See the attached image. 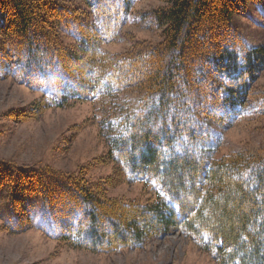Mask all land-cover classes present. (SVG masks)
Listing matches in <instances>:
<instances>
[{
  "label": "trees",
  "instance_id": "16d2710c",
  "mask_svg": "<svg viewBox=\"0 0 264 264\" xmlns=\"http://www.w3.org/2000/svg\"><path fill=\"white\" fill-rule=\"evenodd\" d=\"M155 1L150 22L162 42L113 53L101 46L126 24L133 0H90L79 15L57 0H0V79L40 92L29 114L90 103L105 157L155 195L113 197L84 168L0 159V233L39 229L101 253L178 230L218 264H264V157L212 159L214 123L264 112L248 100L264 44L242 50L214 31L194 35L196 24L227 25L257 0ZM92 15L82 30L79 19ZM203 55L209 61L198 71Z\"/></svg>",
  "mask_w": 264,
  "mask_h": 264
},
{
  "label": "rangeland",
  "instance_id": "374dc122",
  "mask_svg": "<svg viewBox=\"0 0 264 264\" xmlns=\"http://www.w3.org/2000/svg\"><path fill=\"white\" fill-rule=\"evenodd\" d=\"M57 1L79 15L88 11L90 0ZM159 4L155 0H133L126 24L101 49L124 53L132 47L138 46L135 48L138 50L141 45L162 42L160 30L150 22V12ZM92 19L93 15L79 19L82 30L91 25ZM195 27V38L202 37L206 30L214 31L223 44L242 50L264 44V0L250 3L244 13L236 15L227 25L212 28L196 24ZM60 31L63 42H68V34L61 28ZM203 44L208 47V40L204 39ZM208 61L203 55L201 62L195 63L198 71ZM41 96L17 79H0V159L17 165L48 164L55 170L71 172L84 168L91 182L107 181L105 188L110 196L141 202L154 199L149 187L125 179L105 157L106 144L90 103L51 106L42 114L32 111L29 114L31 105ZM261 98H264V69L258 72L248 100H254L255 109H259L264 106ZM233 114L222 123H214V141L219 148L212 159L244 155L256 162L264 157V112ZM0 229H3L1 225ZM45 236L33 228L17 234L0 233V264H218L210 252L199 248L186 233L178 230L151 237L139 248L101 253L74 248Z\"/></svg>",
  "mask_w": 264,
  "mask_h": 264
}]
</instances>
